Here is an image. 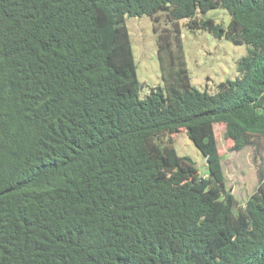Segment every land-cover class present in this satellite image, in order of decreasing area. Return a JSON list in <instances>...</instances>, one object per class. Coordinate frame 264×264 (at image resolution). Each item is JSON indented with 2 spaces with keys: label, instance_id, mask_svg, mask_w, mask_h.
Listing matches in <instances>:
<instances>
[{
  "label": "trees",
  "instance_id": "trees-1",
  "mask_svg": "<svg viewBox=\"0 0 264 264\" xmlns=\"http://www.w3.org/2000/svg\"><path fill=\"white\" fill-rule=\"evenodd\" d=\"M142 15L162 77L143 98L113 26ZM182 19L248 45L215 93L191 82ZM215 123L231 150L261 146L264 0H0V264H264V168L236 208Z\"/></svg>",
  "mask_w": 264,
  "mask_h": 264
},
{
  "label": "rangeland",
  "instance_id": "rangeland-1",
  "mask_svg": "<svg viewBox=\"0 0 264 264\" xmlns=\"http://www.w3.org/2000/svg\"><path fill=\"white\" fill-rule=\"evenodd\" d=\"M199 18L211 17L224 28L230 19L224 8H211L198 13ZM180 20L181 39L192 84L199 90L215 93L217 84L237 75L236 62L247 52L248 45L234 44L225 37L216 38L201 29L191 30ZM133 54L136 62L137 77L140 82L139 97H145L150 88L162 85L161 71L157 59L156 34L149 16H127ZM223 123L214 124V132L226 186L237 200V206H243L247 198L259 184V169L264 168V138L261 146H246L241 150H231L230 141L224 137ZM173 146L179 155L190 156L199 171H206L205 158L187 137L184 131L172 136Z\"/></svg>",
  "mask_w": 264,
  "mask_h": 264
},
{
  "label": "water",
  "instance_id": "water-1",
  "mask_svg": "<svg viewBox=\"0 0 264 264\" xmlns=\"http://www.w3.org/2000/svg\"><path fill=\"white\" fill-rule=\"evenodd\" d=\"M123 24H125V20H121V21L115 22V23L113 24V26H114V27H117V26H121V25H123ZM204 158H205V161H206V160H207V156H205Z\"/></svg>",
  "mask_w": 264,
  "mask_h": 264
}]
</instances>
